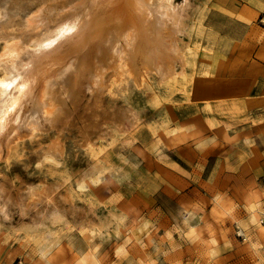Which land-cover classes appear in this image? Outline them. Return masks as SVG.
Masks as SVG:
<instances>
[{
	"label": "rangeland",
	"instance_id": "rangeland-1",
	"mask_svg": "<svg viewBox=\"0 0 264 264\" xmlns=\"http://www.w3.org/2000/svg\"><path fill=\"white\" fill-rule=\"evenodd\" d=\"M174 4L171 74L110 66L73 103L49 81L0 119V264H264V0Z\"/></svg>",
	"mask_w": 264,
	"mask_h": 264
},
{
	"label": "bare ground",
	"instance_id": "bare-ground-1",
	"mask_svg": "<svg viewBox=\"0 0 264 264\" xmlns=\"http://www.w3.org/2000/svg\"><path fill=\"white\" fill-rule=\"evenodd\" d=\"M182 16L174 0H0V38L5 39L0 57L15 69L7 85L0 79L1 89L8 88L1 121L23 103L31 114L46 110L51 102L44 94L55 90L46 86L49 81L73 103L84 86L102 84L110 66L118 64L122 71L126 64L135 78L150 68L170 73L174 57L185 61L177 40ZM256 198L247 197L254 213ZM231 211L232 203L220 198L211 208L217 215Z\"/></svg>",
	"mask_w": 264,
	"mask_h": 264
},
{
	"label": "crops",
	"instance_id": "crops-1",
	"mask_svg": "<svg viewBox=\"0 0 264 264\" xmlns=\"http://www.w3.org/2000/svg\"><path fill=\"white\" fill-rule=\"evenodd\" d=\"M250 193L251 192H249L248 194L250 195ZM253 193V192H252ZM247 194V195H248ZM246 195V196H247ZM248 195V196H249ZM255 195V197H257V195L256 194H254ZM246 196H245V205H247V198H246ZM247 196V197H248ZM218 197H223V196H220V195H218V196H216L214 199H213V202L215 201V199H217ZM224 198V200H228L229 202H232L231 200H229V199H227V198H225V197H223ZM223 198H220V199H222L223 200ZM256 200H257V205H258V202H259V200H258V198H256ZM257 205H256V219H254V220H252V221H254V222H257V221H259V219H260V212H259V210L257 209ZM247 207V206H246ZM212 208V207H211ZM247 209H248V207H247ZM248 211H249V209H248ZM250 212V211H249ZM212 213V215H214V216H217V217H223V216H225V215H231L232 214V211H231V213H226L225 215H217V214H214L213 212H211ZM250 218H251V214H250Z\"/></svg>",
	"mask_w": 264,
	"mask_h": 264
}]
</instances>
